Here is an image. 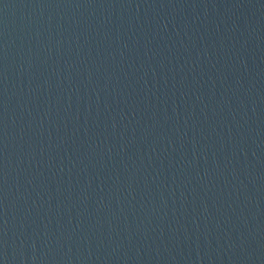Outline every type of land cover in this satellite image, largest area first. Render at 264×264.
I'll list each match as a JSON object with an SVG mask.
<instances>
[{
    "label": "water",
    "instance_id": "water-1",
    "mask_svg": "<svg viewBox=\"0 0 264 264\" xmlns=\"http://www.w3.org/2000/svg\"><path fill=\"white\" fill-rule=\"evenodd\" d=\"M0 264H264V0H0Z\"/></svg>",
    "mask_w": 264,
    "mask_h": 264
}]
</instances>
